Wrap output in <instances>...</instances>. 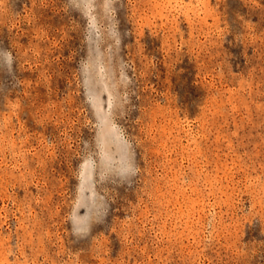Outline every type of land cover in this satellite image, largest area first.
I'll use <instances>...</instances> for the list:
<instances>
[{
  "label": "rangeland",
  "instance_id": "1",
  "mask_svg": "<svg viewBox=\"0 0 264 264\" xmlns=\"http://www.w3.org/2000/svg\"><path fill=\"white\" fill-rule=\"evenodd\" d=\"M0 264H264V0H0Z\"/></svg>",
  "mask_w": 264,
  "mask_h": 264
}]
</instances>
